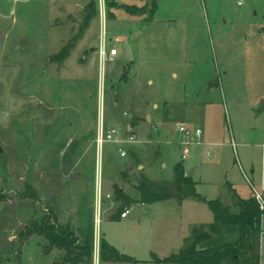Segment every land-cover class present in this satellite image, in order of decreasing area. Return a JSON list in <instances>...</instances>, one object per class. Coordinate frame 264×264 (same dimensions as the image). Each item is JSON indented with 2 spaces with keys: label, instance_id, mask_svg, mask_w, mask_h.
Listing matches in <instances>:
<instances>
[{
  "label": "rangeland",
  "instance_id": "374dc122",
  "mask_svg": "<svg viewBox=\"0 0 264 264\" xmlns=\"http://www.w3.org/2000/svg\"><path fill=\"white\" fill-rule=\"evenodd\" d=\"M91 3L96 15L87 24ZM99 5L0 0V264H69L64 250L47 251V240L31 233L43 223L91 241L90 264H165L161 259L178 253L214 214L199 200L182 209L175 200L144 205L136 188L142 175L172 182L177 164L186 173L210 171L215 153L193 135L183 159L187 138L178 130L200 129L208 102L209 126L225 129L240 180L264 193L241 159L238 138L232 146L249 115L245 151L260 176L264 0H106L108 45L120 55L104 71ZM124 6H136L138 15ZM102 124L124 141L100 149ZM132 134L135 143L126 141ZM116 189L133 200L127 218ZM226 205L239 210L228 199ZM102 237L133 260L101 261ZM260 253L264 264V235Z\"/></svg>",
  "mask_w": 264,
  "mask_h": 264
},
{
  "label": "trees",
  "instance_id": "16d2710c",
  "mask_svg": "<svg viewBox=\"0 0 264 264\" xmlns=\"http://www.w3.org/2000/svg\"><path fill=\"white\" fill-rule=\"evenodd\" d=\"M93 13L87 12L86 23L96 15L94 3ZM125 10L138 15L136 6H124ZM156 3L154 4L155 10ZM136 160V158H134ZM140 202L153 204L175 200L179 204L193 198L206 202L196 189L193 177L185 172L182 164L175 166V178L172 182H153L144 175L137 188ZM116 197L122 203V208L129 206L133 200L120 189H116ZM214 214L211 223L196 225L190 237L185 239L184 246L178 253L161 259L165 264H260V249L263 237V216L259 203L254 197L241 199L236 197L238 211L234 212L221 200L207 201ZM236 235L229 240L226 235ZM33 234L43 236L47 242V251L54 248L64 250V261L69 264L92 263L93 249L91 241L80 243V236L73 230L59 227L55 223H43L36 226ZM101 261H132L133 258L120 253L105 238L100 241ZM155 258H158L155 256Z\"/></svg>",
  "mask_w": 264,
  "mask_h": 264
},
{
  "label": "crops",
  "instance_id": "0c3cea01",
  "mask_svg": "<svg viewBox=\"0 0 264 264\" xmlns=\"http://www.w3.org/2000/svg\"><path fill=\"white\" fill-rule=\"evenodd\" d=\"M151 21V20H150ZM139 34H137L138 36ZM120 55V52L118 56ZM117 56V57H118ZM116 57V58H117ZM211 108H212V102H208L205 112H204V118H203V126H198L202 130L201 135V144L204 141V145L206 149H209V151H212L211 153H215L214 159H212L211 165L208 167L206 171V166L202 169V166H195L193 168L194 174V181L196 182V189L197 192L206 199L205 204H207V201L216 200L219 199L222 201L224 205H226V199H228V202L231 203V205L236 204V197H239L241 199H249L253 197L252 195V188L251 184L248 188V185L243 183V181L239 178V171L237 168V161H234L233 159L229 158L230 153V142L229 137L227 136V133L225 129L221 126H218L217 128H213L212 126H209L211 124L210 118H211ZM243 112V111H242ZM244 113V112H243ZM246 113H244L245 115ZM247 127L244 130V135H236L234 133L232 136V139L235 141V139H239V145L244 149L241 159L246 165V167L249 169H252V175L255 178L256 183H259V186H264V166H262L261 169V175L259 176L256 174V170L254 166H250V157L249 152L245 151V149H250V117L247 116ZM132 128L129 127V130ZM264 136V135H263ZM216 150V151H214ZM209 153V154H211ZM227 155V156H226ZM211 158H213V154H211ZM227 158V159H226ZM263 165V164H262ZM185 169V168H184ZM190 167L187 168V171L190 175L191 171ZM252 183V182H251ZM202 187L204 189H202ZM251 188V189H250ZM191 200H198L189 198L184 200L182 203H176L179 208H183L188 203H190ZM171 201V200H169ZM200 201V200H199ZM165 202V201H164ZM142 203V202H141ZM160 202H156L150 205H154ZM144 205H147L145 203H142ZM208 205V204H207ZM229 206V205H226ZM127 218V217H126ZM207 224V223H205Z\"/></svg>",
  "mask_w": 264,
  "mask_h": 264
},
{
  "label": "built area",
  "instance_id": "2783aa9c",
  "mask_svg": "<svg viewBox=\"0 0 264 264\" xmlns=\"http://www.w3.org/2000/svg\"><path fill=\"white\" fill-rule=\"evenodd\" d=\"M99 11H100V17L102 19L103 26L105 28V32L103 34V37L101 39V43L98 49V54H99V63H100V68L102 71L105 70V66L107 62H112L116 59V57L119 54V51L116 47H109V40L107 39V33H106V19H107V11H106V0H100V5H99ZM178 130L187 138L185 141L182 142V144L185 147V152L183 154V159H187L189 157V150L188 147L193 144L194 142L191 141L192 136L194 135L198 140L195 142L196 144H201V135H202V130L201 129H189L184 125L178 126ZM233 140V139H232ZM124 140H122L119 136V132L116 128H111L107 131H105L104 125L102 124L101 128L99 129V134H98V145L100 149H103V145L105 143H122ZM127 142L129 143H135L136 136L131 135L129 136L128 139H126ZM233 145L235 147V142L234 140L232 141ZM211 156V154H209ZM121 156L124 157L126 156V152L121 150ZM251 184V182H250ZM264 190V187H263ZM252 191L254 193V198L257 200V202L260 205V208L262 211H264V193L260 190H258L255 186H252ZM108 198L110 195L107 196ZM131 209L126 208L122 213L121 217L126 218L130 214ZM263 235H264V228H263Z\"/></svg>",
  "mask_w": 264,
  "mask_h": 264
},
{
  "label": "water",
  "instance_id": "95a60500",
  "mask_svg": "<svg viewBox=\"0 0 264 264\" xmlns=\"http://www.w3.org/2000/svg\"><path fill=\"white\" fill-rule=\"evenodd\" d=\"M57 6L60 8L62 5H61V3L57 2ZM263 104H264V102H263ZM193 174H194V170L191 171L190 176H192Z\"/></svg>",
  "mask_w": 264,
  "mask_h": 264
}]
</instances>
